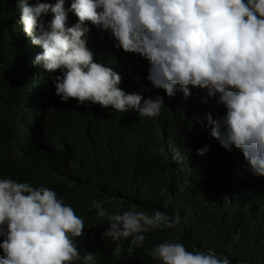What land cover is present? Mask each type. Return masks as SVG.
<instances>
[{"label":"clouds","instance_id":"1","mask_svg":"<svg viewBox=\"0 0 264 264\" xmlns=\"http://www.w3.org/2000/svg\"><path fill=\"white\" fill-rule=\"evenodd\" d=\"M12 1L31 69L60 74L49 81L53 101L72 98L158 122L165 111H182L181 100L207 90L225 114L212 116L200 105L195 116L182 111L187 128L210 131L223 148L234 146L242 153L254 176H264V0ZM101 29L111 30L106 34L110 49ZM120 51L132 62L138 93L114 62ZM189 85L197 91L190 93ZM207 151L205 146L197 154ZM46 186L0 175V264H97L93 252L80 255L76 242L103 231L102 239L116 245L108 249L117 257L128 240L131 257L144 245L142 233L174 228L180 220L159 210L148 215L144 205L112 196L106 200L128 203L134 212L108 214L94 200L101 219L91 224ZM144 251L162 264H232L213 249L191 252L179 242L165 241Z\"/></svg>","mask_w":264,"mask_h":264},{"label":"trees","instance_id":"2","mask_svg":"<svg viewBox=\"0 0 264 264\" xmlns=\"http://www.w3.org/2000/svg\"><path fill=\"white\" fill-rule=\"evenodd\" d=\"M103 42L110 49V43ZM0 67V175L21 177L22 182L36 187L50 185L46 187L55 189L57 198L72 207L74 204L78 210L75 214L91 224L101 217L97 210L93 216L79 210L73 202L77 196L91 203L112 196L130 198L136 206L144 205L148 215L159 210L180 217L174 228L142 233L146 237L144 245L135 248L131 257L128 240L122 242L119 257L109 250L116 245L102 239L104 231L76 242L81 256L91 251L97 264H162L144 248L168 241L182 243L191 252L213 249L227 256L232 264H264V176L252 174L251 178L244 169L248 162L234 146L226 150L210 136V131L193 133L185 124L183 112L199 111V105L211 110L212 103H217L207 90L192 96L190 105L181 100L183 112L165 111L158 122L122 117L109 106L95 104L98 107L89 108V102L79 104L72 98L62 101L58 96L61 102L55 97L56 102L49 103L47 98L53 99L49 78L30 67L12 0H0ZM57 75L60 74L51 73L50 77ZM218 105L215 112L224 115L225 107ZM32 110L37 118L30 113ZM30 121L40 129L31 135ZM30 136L36 144H32ZM38 145L59 155L38 154ZM205 146L208 151L198 155L197 149ZM169 148L180 153L181 161H175ZM69 162L82 176L70 169ZM45 171L52 175L50 180L39 176ZM107 187L109 191L104 189ZM114 204L122 207L103 208L108 214L134 212L128 203ZM72 264H82V260Z\"/></svg>","mask_w":264,"mask_h":264},{"label":"bare ground","instance_id":"3","mask_svg":"<svg viewBox=\"0 0 264 264\" xmlns=\"http://www.w3.org/2000/svg\"><path fill=\"white\" fill-rule=\"evenodd\" d=\"M69 8V6H68V3H67V9ZM68 14H70L71 15V11H68ZM87 24L89 23V22H86ZM101 32H102V34L104 35V39L106 40V41H109L108 40V38L106 37V34L107 33H110L111 32V30H106V29H101ZM18 36V35H17ZM114 62L116 63V64H118V66L119 67H121L122 68V70H123V72L126 74V75H128V77L129 78H131V80H132V87H133V89L136 91V93H138L139 92V90H140V85H138L137 84V75H136V72L133 70V66H132V62L130 61V59H129V57L128 56H126L124 53H123V51H120L119 52V54H118V56H115L114 57ZM1 68V67H0ZM42 73H44L45 75H47V77L49 78V81H51V77H50V75H51V73L50 72H48V71H46L45 69L43 70V72ZM1 79H2V75H1ZM1 85H3L2 83H1ZM189 87V91H190V93L191 92H193V91H197V87H193V86H191V85H189L188 86ZM180 90H179V87H178V85L176 86V95H178V92H179ZM42 92L43 93H45V94H47L46 93V91L43 89L42 90ZM50 94H51V91H50ZM48 99V101H49V103H54V101H53V99H49V98H47ZM187 102H188V104L190 105V101H191V95H189L187 98ZM31 102V101H30ZM28 103V102H27ZM175 106H177L176 104H174ZM88 106H89V108H94V107H98V106H95V104H93V103H91V102H89V104H88ZM219 107V105L217 104V103H212V106H211V113L213 114L214 112H215V108L216 107ZM29 113V112H28ZM30 113H33V116H34V118H37V116H38V114L36 113V112H34L33 110L30 112ZM195 114H196V112L195 111H193V115H191V116H195ZM121 115H122V117H124L125 115H124V113H121ZM4 116H7V115H4ZM0 126H3V123L0 125ZM28 128H29V131H30V135L34 132V130H40L39 129V125H36V126H32V123H31V121L29 122V124H28ZM41 133H42V135H43V132L41 131ZM165 135H166V137L170 140V141H173L172 140V137L170 136V135H168L167 133H165ZM30 139H31V142H32V144H36L35 143V140H34V138L33 137H31L30 136ZM211 143H212V141H210V145H211ZM173 145H175V143H173ZM37 153L38 154H43V155H53V154H55V155H59V153L56 151V152H47V150H45L43 147H41V145H38L37 146ZM169 153H170V155H173L174 156V159H175V161H181V157L182 156H180V153H178L177 151H175V149H171V148H169ZM185 157V159H188L189 160V155H186V156H184ZM234 158V157H233ZM16 161H21L22 162V160H20V158H17V159H15ZM149 160V159H148ZM59 162V161H58ZM191 165V164H190ZM69 166H70V169L74 172L76 169H75V167L73 166V163L72 162H69ZM135 166H137L138 167V169H140V167L138 166V164H135ZM191 168H192V166H191ZM234 169H235V167H234ZM244 169L248 172V174L251 176V178H252V173H251V170H250V166H249V164L248 165H245L244 166ZM135 171H136V169H135ZM49 171H45V172H43L42 174H40L39 176H41V177H43V178H45V179H48V180H50L51 178H52V175L50 174V173H48ZM76 175H79V176H82V174L81 173H79V172H74ZM89 173H91V172H89ZM209 175H212V173L211 172H209ZM89 176H94L93 174L92 175H89ZM90 178V177H89ZM82 180V179H81ZM94 181V180H93ZM92 181V182H93ZM90 182H91V180H90ZM230 183V182H229ZM87 184V183H86ZM91 184H93V183H91ZM181 184V183H180ZM173 185V184H172ZM91 186V185H90ZM89 186V187H90ZM175 186H177V185H175ZM235 187V186H234ZM105 190H110V188L109 187H107V188H104ZM173 189H174V187H173ZM179 189V188H178ZM176 193V192H175ZM181 193V192H180ZM183 193V192H182ZM73 202L75 203V206L77 207V208H79V210H81V211H83V212H85V213H87V214H89V215H91V216H93L94 214H95V212H96V208L95 207H93V205H92V203L91 202H89V201H87L86 199H85V197L84 196H77L74 200H73ZM115 202H113V201H109V200H106V199H104L102 202H101V205H102V207H104V206H107V207H109L111 210L112 209H117V208H119V207H122V205H117V204H114ZM116 203H123V202H116ZM260 208V207H259ZM192 212V211H191ZM232 237V236H231Z\"/></svg>","mask_w":264,"mask_h":264}]
</instances>
